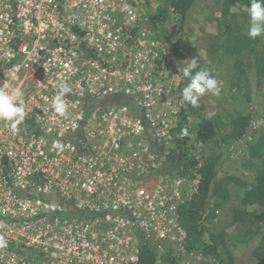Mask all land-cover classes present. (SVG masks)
Returning a JSON list of instances; mask_svg holds the SVG:
<instances>
[{
  "label": "built area",
  "instance_id": "1",
  "mask_svg": "<svg viewBox=\"0 0 264 264\" xmlns=\"http://www.w3.org/2000/svg\"><path fill=\"white\" fill-rule=\"evenodd\" d=\"M149 1L0 0V86L27 112L17 132L0 121V264H142L143 241L190 264L194 189L165 167L180 108Z\"/></svg>",
  "mask_w": 264,
  "mask_h": 264
},
{
  "label": "trees",
  "instance_id": "2",
  "mask_svg": "<svg viewBox=\"0 0 264 264\" xmlns=\"http://www.w3.org/2000/svg\"><path fill=\"white\" fill-rule=\"evenodd\" d=\"M197 1L159 0L160 4L151 17L152 26L158 30L173 14L177 19L174 34L183 31L188 14ZM250 2L251 0L223 1L222 16L213 24L215 45L211 49L212 62L207 67L214 77L223 59L234 58L233 63H229L233 77L228 85L244 83L248 90L241 97L248 105L253 106L258 102L252 91L258 89L264 80V36L255 40L247 36V7ZM182 89L180 87V121L173 130V146L167 151L165 167L196 182L193 194L178 210V220L187 233L184 250L188 254L213 257L218 261L217 264H238L237 253L242 248H249L251 252L248 264H264V132L258 135L260 127L255 132L253 129L257 121H264V113H255L254 109L248 114L233 110L224 118L216 115L209 120L204 114V106L193 108L182 102ZM112 101L132 105L123 97L112 98ZM192 117L199 120L196 143L201 146L215 144L219 154L207 159L200 158L196 154V148L190 145L188 137L181 136V129H189ZM262 125L263 128L264 123ZM233 147H240L241 154L247 156L246 166L261 160L256 175L247 174L243 178L225 170V159L238 157ZM232 186L240 191L239 205L230 207L228 217L221 220L218 212L230 204ZM71 211L72 217H86L78 210ZM255 226L257 229L254 231ZM240 227L252 231V237L236 234ZM232 228L234 231H230ZM260 232H263L262 236H259ZM253 239H256V245L251 248ZM141 245L142 264L178 262L171 254L159 256L148 242L143 241Z\"/></svg>",
  "mask_w": 264,
  "mask_h": 264
},
{
  "label": "rangeland",
  "instance_id": "3",
  "mask_svg": "<svg viewBox=\"0 0 264 264\" xmlns=\"http://www.w3.org/2000/svg\"><path fill=\"white\" fill-rule=\"evenodd\" d=\"M224 0H198L195 6L188 14L186 24L183 31L174 34L177 19L175 15H170L168 20L155 30L159 36L160 43L163 47V60H162V75L172 82L174 99L176 98L179 108L180 105V87H184L188 80L183 76V68L192 58H197L201 66H208L212 62V47L215 45L213 30V24L222 16V6ZM149 13L150 16L154 14L156 8L160 4L159 0L149 1ZM234 59V58H232ZM226 57L223 59L219 69L216 70L214 78L219 82L220 95L215 96L212 94H205L199 101L200 106H204V114L209 112H215L216 115H220L224 118L228 112L233 110L238 112H244L246 114L254 112L264 113V80L260 83L258 89H253L254 97L257 99V104L250 106L241 96L248 90V87L244 83H236L228 85V82L233 77V70L229 63L232 64L233 60ZM179 89V90H178ZM263 102V103H262ZM259 103H261L259 105ZM262 117V115L260 116ZM263 120H259L254 125V132L258 130V135L264 132L262 128ZM199 120L197 117L190 118L189 122V135L188 140L190 145L196 148V154L203 159H207L210 156L219 154V149L215 144H208L201 146L196 143L197 127ZM260 125V126H259ZM233 151L238 157L231 159H225V170L229 173H233L239 177H245L247 174L256 175L259 171L261 160H256L250 166H246L247 156L241 154L242 149L240 147H233ZM264 158V157H263ZM248 164V163H247ZM191 187L195 190L196 182L194 179L189 178ZM191 191V190H190ZM231 198L230 204L225 209H220L218 212L219 219L223 220L228 217L229 208L239 205V189L232 186L230 188ZM256 226L253 228L255 231ZM230 231H234L232 228ZM237 233L246 234L247 237H252V231H248L245 227H240L236 231ZM263 232H260L259 236H262ZM256 245V239H253L251 248ZM251 250L249 248H242L237 253L238 264L250 263ZM187 258L190 264H217V260L213 257H207L202 254H188Z\"/></svg>",
  "mask_w": 264,
  "mask_h": 264
},
{
  "label": "clouds",
  "instance_id": "4",
  "mask_svg": "<svg viewBox=\"0 0 264 264\" xmlns=\"http://www.w3.org/2000/svg\"><path fill=\"white\" fill-rule=\"evenodd\" d=\"M249 24L247 36L255 40L264 36V0H251L250 6L247 7ZM183 76L188 83L183 87L181 92L182 102L190 104L193 108H199V101L205 94L220 95L219 82L212 76L211 69L201 66L197 58H192L183 68ZM72 92L71 87L62 83L58 86L57 93L52 98V109L55 115L59 117L68 116L69 105L65 97ZM23 93L20 89L8 91V85L0 86V121H4L11 127L13 132L19 131V126L26 119V109L22 99ZM215 112H209L206 119L211 120ZM181 136H188L187 127L181 129ZM54 147L61 149L63 146L59 141H54ZM8 241L0 236V249L6 248Z\"/></svg>",
  "mask_w": 264,
  "mask_h": 264
}]
</instances>
